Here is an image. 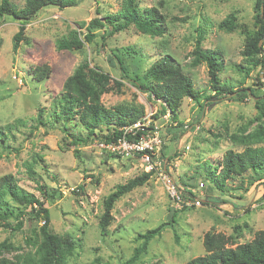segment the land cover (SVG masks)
<instances>
[{"label":"rangeland","instance_id":"374dc122","mask_svg":"<svg viewBox=\"0 0 264 264\" xmlns=\"http://www.w3.org/2000/svg\"><path fill=\"white\" fill-rule=\"evenodd\" d=\"M11 1L18 7L25 3ZM122 2L74 0L63 8L48 5L25 21L0 16V127L6 134L0 139V177L12 174L25 191L43 197L51 232L65 239L66 245H58L61 264H125L142 242L137 235L162 223L160 233L131 264H183L205 252L202 242L208 231L224 234L233 246L250 241L264 229V172L247 170L223 184L219 173L228 149L240 151L246 146L242 137L264 132V106L258 108L251 96L239 100L228 95L200 114V103L213 91L206 63L192 64V59L201 28L202 49L219 55L220 79L234 88L260 87L257 76L264 82V65L253 67L242 54L248 34L256 28L255 1L136 0L140 9L154 6L162 14L161 36L142 33L134 26L115 30L110 23H90L116 13ZM229 14L235 15V27H219ZM21 23L23 40L14 51L13 36ZM87 31L93 38L80 48L57 47L59 40H83ZM164 55L181 66L201 96L199 102L184 97L176 119L169 111L162 113V103L137 85L149 82L145 72ZM84 61L109 77L111 87L100 96L103 105L135 107L142 111L136 121L161 135L159 151L152 159L155 169L143 155L124 157L106 148L103 138L113 132L114 120L100 124L89 135L78 117L66 125L58 117L64 82ZM43 64L51 70L38 80L31 68ZM255 93L261 94L262 88ZM77 136L88 137L84 143H73ZM259 144L264 140L252 143ZM28 167L33 168L32 176ZM148 171L151 175L144 184L114 202L110 224L102 235L98 222L103 198L117 184ZM165 173L187 191L183 192L187 199L198 197L200 203L177 205L164 186ZM39 184L44 196L37 189ZM41 224L24 220L20 230L0 225V246L7 244L0 250V264H42L36 244L41 242ZM34 233L35 241L28 239Z\"/></svg>","mask_w":264,"mask_h":264},{"label":"trees","instance_id":"16d2710c","mask_svg":"<svg viewBox=\"0 0 264 264\" xmlns=\"http://www.w3.org/2000/svg\"><path fill=\"white\" fill-rule=\"evenodd\" d=\"M255 1V25L246 39L242 54L250 59L253 67L264 65V42L261 45L260 40L264 38V0ZM74 0H25L23 7H18L11 0H0V16L9 15L21 21L28 20L30 16L38 12L42 7L48 5L58 6L60 8L73 5ZM261 6L263 14L260 15ZM235 15L229 14L219 23V27L232 30L235 27ZM91 24L103 25L110 23L115 30L134 26L138 31L152 36H161L164 32L165 19L158 9L154 6L140 9L136 0H123L122 7L114 14L105 15L101 18H94ZM24 24L21 23L17 32L13 36L12 49L14 51L23 40ZM93 33L87 31L84 39L73 37L69 40H59L57 47L59 49H78L83 43L91 41ZM202 30L198 29L197 38L193 50L192 64L205 62L208 68L209 85L213 94L204 96L200 103V114L206 112L212 106L214 101H219L228 95H233L239 100H244L249 96L256 100L258 108L264 106V82L257 76L258 86H247L245 88H234L226 81H222L219 76L221 64L219 55L211 50H204L201 47ZM120 66L123 69V61L117 57ZM50 67L47 64L37 65L31 68L32 75L38 80L48 77ZM149 78L148 83L140 82L138 87L148 92L156 100L162 103V113L170 112L173 119L177 117V109L184 97L192 98L199 102L201 96L194 89L191 78L184 73L181 66L177 64L170 55H164L162 58L153 62L145 72ZM111 87L109 77L99 68L89 66L87 61L81 63L70 74L63 85L62 93L59 97L58 117L65 122L78 117V123L88 131V134L94 132L100 124L114 120L113 132L104 136L103 141L108 142L120 135V129L125 124H131L137 120L142 111L132 106L115 105L106 107L101 103L100 96L102 92ZM262 88L261 94L255 91ZM42 109L39 110L38 119L42 116ZM10 127V125L5 126ZM151 128V127H150ZM6 134L0 127V139H4ZM88 136L81 138L73 137L72 142H86ZM264 140V132H255L251 135L244 136L240 139L246 146L235 151L228 149L222 157L220 165L219 183L233 176L242 175L247 170L256 171L258 169L264 172V144L252 145L253 142L260 143ZM27 172L32 176L33 168L28 167ZM151 171L142 172L141 174L128 179L123 184H117L112 192L103 198V212L99 217V228L102 235L106 234L107 227L111 221V209L114 202L126 192L136 186H140L150 177ZM262 179V178H259ZM264 184V181H262ZM37 189L44 196L46 193L39 184ZM186 191V190H182ZM187 192V191H186ZM188 193L192 194L191 191ZM13 201L18 206H13L9 201ZM49 210L44 205L43 197L39 198L33 193H29L21 188L12 174H5L0 177V225L11 230H20L23 228L24 220L31 222L38 221L40 225L39 234L41 242L37 244V254L42 264L52 262L54 264L62 263V256L59 251L65 244L62 239L51 232L49 228ZM164 224L147 229L137 235L142 239L140 245L133 249L132 255L125 261V264L135 262L142 252L146 250L147 242L157 236L162 230ZM37 233L28 237L35 241ZM228 238L218 232H206L203 236V247L205 252L197 255L183 264H264V229L258 230L250 241L235 244L228 243ZM59 245V246H58ZM69 248L73 245L69 242ZM7 244L0 246L6 247ZM67 250L69 248L66 246ZM58 251V255H56Z\"/></svg>","mask_w":264,"mask_h":264},{"label":"built area","instance_id":"2783aa9c","mask_svg":"<svg viewBox=\"0 0 264 264\" xmlns=\"http://www.w3.org/2000/svg\"><path fill=\"white\" fill-rule=\"evenodd\" d=\"M120 132V135L115 139L103 142L106 148L116 155L119 154L124 157L133 156L134 154L143 155L149 163L150 168L155 169V162L152 159L156 151H159L162 141L161 135L157 130L150 128V125L138 120L131 124L123 125ZM163 183L168 195L177 205H198L200 203V198L198 197L187 199L183 193L184 191L179 189L174 179L168 173L163 175Z\"/></svg>","mask_w":264,"mask_h":264},{"label":"water","instance_id":"95a60500","mask_svg":"<svg viewBox=\"0 0 264 264\" xmlns=\"http://www.w3.org/2000/svg\"><path fill=\"white\" fill-rule=\"evenodd\" d=\"M262 14H263V6H261V12H260V15L262 16ZM264 40V38H261V40H260V44H261V42ZM262 72H263V70H261V75H262Z\"/></svg>","mask_w":264,"mask_h":264}]
</instances>
